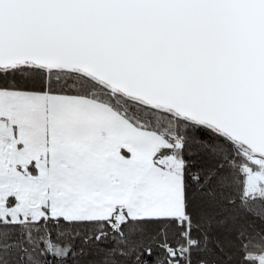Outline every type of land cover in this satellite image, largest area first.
Segmentation results:
<instances>
[{"label": "snow or ice", "instance_id": "6c2138e0", "mask_svg": "<svg viewBox=\"0 0 264 264\" xmlns=\"http://www.w3.org/2000/svg\"><path fill=\"white\" fill-rule=\"evenodd\" d=\"M0 264H264V0H0Z\"/></svg>", "mask_w": 264, "mask_h": 264}]
</instances>
